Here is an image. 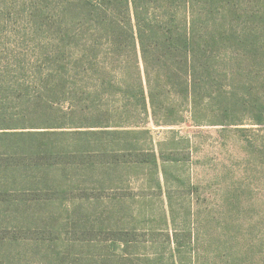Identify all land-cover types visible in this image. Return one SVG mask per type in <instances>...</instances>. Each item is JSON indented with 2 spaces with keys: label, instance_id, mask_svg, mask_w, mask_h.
I'll list each match as a JSON object with an SVG mask.
<instances>
[{
  "label": "trees",
  "instance_id": "1",
  "mask_svg": "<svg viewBox=\"0 0 264 264\" xmlns=\"http://www.w3.org/2000/svg\"><path fill=\"white\" fill-rule=\"evenodd\" d=\"M56 40L54 68L31 90L0 66V264L25 259L12 223L28 205H132L139 215L149 197L128 192L137 173L161 190L158 161H180L155 152L146 126L181 123L175 99L196 126L210 100L228 123L240 103L264 126V0H61ZM94 224L101 264L162 260L139 251L136 229Z\"/></svg>",
  "mask_w": 264,
  "mask_h": 264
},
{
  "label": "rangeland",
  "instance_id": "2",
  "mask_svg": "<svg viewBox=\"0 0 264 264\" xmlns=\"http://www.w3.org/2000/svg\"><path fill=\"white\" fill-rule=\"evenodd\" d=\"M60 3L0 0V66L16 68L30 90L54 68ZM237 68H231L235 74ZM174 101L181 123L157 127L149 119L146 126L155 152L177 154L180 161H158L161 190L146 181V171L137 173L138 184L128 192L149 197L143 211L138 215L132 205L113 211L86 203L28 205L12 223L25 244L20 264H101L108 253L93 242L104 235L90 231L101 222L139 231L146 242L139 251L163 254L159 264H264V126L253 125L240 103L232 117L238 124L228 123L213 100L198 109L196 126L186 104Z\"/></svg>",
  "mask_w": 264,
  "mask_h": 264
}]
</instances>
